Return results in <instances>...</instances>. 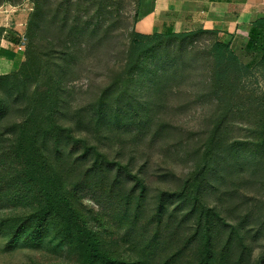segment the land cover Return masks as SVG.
Here are the masks:
<instances>
[{
  "label": "trees",
  "instance_id": "obj_1",
  "mask_svg": "<svg viewBox=\"0 0 264 264\" xmlns=\"http://www.w3.org/2000/svg\"><path fill=\"white\" fill-rule=\"evenodd\" d=\"M21 1L0 0V6ZM73 1L62 0L54 7L50 0H33L26 59L13 72L0 74V210L22 211L1 221L0 233L9 237V246L20 241L40 244L52 235L64 246L86 248L94 263L126 264L109 255L98 257L96 233L106 226L112 230L114 220L126 226L125 237L135 240L157 264H244L242 227L230 226L220 212L202 207L207 192L218 189L224 173L232 172L240 152L232 148L235 155L227 156L215 130L200 145L192 177L179 188L160 190L155 212L146 217L147 178L135 173L132 160L125 163L105 151V143L115 140L166 148L164 137L175 129L164 117L166 89L186 79L183 41L204 30H133L111 78L91 93L89 101L74 107L76 93L70 83L77 65L95 44L110 39V25L102 12L106 0H87L98 4L92 15L89 7ZM4 32L0 27V40ZM248 36L249 48L263 44L264 65V18L253 22ZM230 47L216 42L215 62L205 76L209 79H203L216 96L227 94L241 78L243 69ZM241 149H248L249 162L264 163V124L257 140ZM52 167L57 173L46 178L44 169ZM161 177L177 178L173 170ZM86 198L96 205L86 203ZM167 208L172 211L166 216ZM90 221L100 228L89 229Z\"/></svg>",
  "mask_w": 264,
  "mask_h": 264
},
{
  "label": "rangeland",
  "instance_id": "obj_2",
  "mask_svg": "<svg viewBox=\"0 0 264 264\" xmlns=\"http://www.w3.org/2000/svg\"><path fill=\"white\" fill-rule=\"evenodd\" d=\"M30 1L33 6L31 15L34 3L33 0ZM50 1L54 7L62 2V0ZM73 2H81L79 6L89 7L90 15L98 8V4L87 0ZM136 4V0L105 1L106 6L103 7L102 12L107 18L105 24L110 25V39L104 45L95 44L78 63L74 81L70 83L76 93L72 102L74 107L89 101L92 97L91 93H96V88L102 87L111 78L114 73L112 67L122 61L121 52L125 50L131 33L135 30ZM76 7L74 5L72 9ZM8 14V11L6 14L0 11V19ZM30 15L24 18L25 32L22 33L26 40L24 51L17 54V60L13 62V68L9 73L26 59L28 46L26 31ZM95 20L93 18L90 21L95 22ZM199 29H203L204 32L196 31L194 36L183 41L185 60L182 64L190 67H186V79L181 81L179 87L170 86L166 89L164 117L175 126V129L164 137L165 151L161 148V144L154 147H148L146 144L131 146L127 141L122 140L106 142L105 145L109 147L105 151L113 159L125 163L132 160L135 173L147 178L150 192L146 217L155 212L157 207L155 196L160 190L179 188L183 181L192 177L201 157L198 153L200 145L207 142L212 131L215 130L216 138L222 140V150L227 156L235 155L232 148L240 152L237 154L238 158L233 161L235 167L232 172L224 173L225 179H221L218 189L207 192L202 207L214 208L230 226L242 227L243 231L240 234L244 235L245 242L241 251L247 250L244 264H264V163L249 162L248 149L246 152L241 149L257 140L263 132L264 65L261 61L263 44L259 42L249 48L247 46L249 36L246 31L228 33L211 27L183 32H195ZM3 35L9 36L18 46L20 45L19 41H16L19 37L13 29L7 30ZM90 40L94 41V39ZM218 41L230 44V48L238 58V67H242L243 71L241 78L228 88L227 94L220 93L216 96V92L209 85L204 84L203 79L207 78L205 76L215 62L217 52L214 46ZM175 45L174 43L172 46L174 50ZM236 74L233 71V75ZM123 143L128 144L123 146ZM171 170L175 172L177 178H168L165 181L161 177L162 174ZM54 173H57L54 167L44 169L46 178H54L52 177ZM68 182L69 178L65 180L66 186ZM54 186L53 182L51 188ZM85 202L96 205L91 198H86ZM171 211L172 208H167L166 216ZM21 212L13 208L0 210V223ZM111 225L112 230L108 229V226L98 230L100 227L96 222L90 221L88 224L89 229L98 230L96 233L100 248L98 257L109 255L125 261L126 264H157V261L146 254L143 248L137 246L135 240L125 237L126 226L120 227L114 220ZM225 233L229 235L230 229ZM8 240L9 237L5 233H0V264L94 263L86 248L64 246L52 235L36 245L20 241L14 246H9ZM233 262H236V259ZM94 264L98 262L95 260Z\"/></svg>",
  "mask_w": 264,
  "mask_h": 264
},
{
  "label": "crops",
  "instance_id": "obj_3",
  "mask_svg": "<svg viewBox=\"0 0 264 264\" xmlns=\"http://www.w3.org/2000/svg\"><path fill=\"white\" fill-rule=\"evenodd\" d=\"M138 19L135 30L142 34L183 32L198 28L235 33L246 31L256 20L264 18V0H137ZM137 5V4H136ZM30 0L18 5L4 3L1 12L8 11L0 19V27L13 29L19 37L24 33V18L32 11ZM8 17V18H7ZM11 38L3 36L0 47V74H7L17 60L18 45Z\"/></svg>",
  "mask_w": 264,
  "mask_h": 264
},
{
  "label": "built area",
  "instance_id": "obj_4",
  "mask_svg": "<svg viewBox=\"0 0 264 264\" xmlns=\"http://www.w3.org/2000/svg\"><path fill=\"white\" fill-rule=\"evenodd\" d=\"M25 45H26V40H25V37L22 36V38H21V43H20V45L17 47L18 51H20V52L24 51Z\"/></svg>",
  "mask_w": 264,
  "mask_h": 264
}]
</instances>
